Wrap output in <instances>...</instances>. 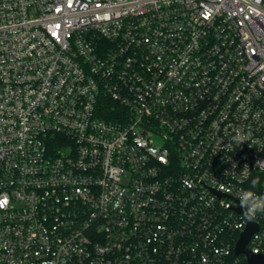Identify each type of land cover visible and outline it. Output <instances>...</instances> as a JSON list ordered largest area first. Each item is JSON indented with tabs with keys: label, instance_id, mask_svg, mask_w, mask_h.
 <instances>
[{
	"label": "built area",
	"instance_id": "2783aa9c",
	"mask_svg": "<svg viewBox=\"0 0 264 264\" xmlns=\"http://www.w3.org/2000/svg\"><path fill=\"white\" fill-rule=\"evenodd\" d=\"M258 161L264 0H0V264H250Z\"/></svg>",
	"mask_w": 264,
	"mask_h": 264
},
{
	"label": "clouds",
	"instance_id": "9594fccd",
	"mask_svg": "<svg viewBox=\"0 0 264 264\" xmlns=\"http://www.w3.org/2000/svg\"><path fill=\"white\" fill-rule=\"evenodd\" d=\"M231 143H238L244 141L241 135H236L231 138ZM259 167L264 163L257 162ZM247 167V166H245ZM260 183V177H254L250 181V187L247 190H241L238 193L239 207L242 209V215L245 219L252 221L257 214H264V195H258L254 189Z\"/></svg>",
	"mask_w": 264,
	"mask_h": 264
},
{
	"label": "water",
	"instance_id": "95a60500",
	"mask_svg": "<svg viewBox=\"0 0 264 264\" xmlns=\"http://www.w3.org/2000/svg\"><path fill=\"white\" fill-rule=\"evenodd\" d=\"M258 230V225L252 220L248 223L247 228L243 231L240 240L236 245V252L246 253L250 264H264V254H254L248 248L247 244L251 236Z\"/></svg>",
	"mask_w": 264,
	"mask_h": 264
}]
</instances>
